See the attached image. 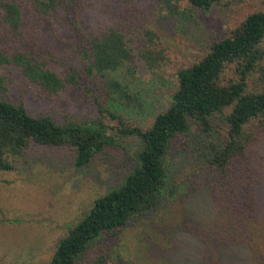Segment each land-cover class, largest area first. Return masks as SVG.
<instances>
[{"label":"rangeland","instance_id":"1","mask_svg":"<svg viewBox=\"0 0 264 264\" xmlns=\"http://www.w3.org/2000/svg\"><path fill=\"white\" fill-rule=\"evenodd\" d=\"M18 1L23 9L20 33L0 25V51L33 50L60 76L75 68L79 80L48 98L19 67L0 64L6 85L0 87V98L22 102L31 114L50 115L59 123L103 115L113 132L118 122L100 113V107L114 104L128 122L150 126L168 108L178 70L199 61L249 14L264 11V0H220L209 11L185 1L173 15L160 0H79L70 10L43 16L33 10L31 0ZM111 26L125 35L133 57L116 71L88 76L80 54L88 48L83 34ZM146 46L164 52L158 69L141 56ZM112 75L129 84L141 106L120 107L108 100L104 81ZM226 77L234 78L232 67ZM262 87L258 74L249 79V91ZM224 117L213 119L210 133L193 120L190 130L175 138L167 165V200L106 236L87 262L105 255L107 264H264V122L256 120L250 127L254 140L247 157L221 171L207 154L224 142ZM138 142L129 137L127 149L107 147L82 168L74 165L75 152L67 145H32L13 170L0 172V264L49 261L69 228L134 166Z\"/></svg>","mask_w":264,"mask_h":264},{"label":"trees","instance_id":"2","mask_svg":"<svg viewBox=\"0 0 264 264\" xmlns=\"http://www.w3.org/2000/svg\"><path fill=\"white\" fill-rule=\"evenodd\" d=\"M79 0H31L33 10L43 16L67 11ZM209 11L220 0H160L169 15L180 11L181 3ZM0 25L20 33L23 23L22 4L18 0H1ZM88 48L80 49L88 76L113 72L132 59L125 35L115 26L90 36L83 34ZM33 50L0 51V64L19 67L28 80L41 87L50 98L68 85L78 84L79 72L73 67L60 76L36 58ZM152 69H158L165 59L162 50L146 46L141 52ZM232 67L234 78L226 77ZM130 72L131 69L127 67ZM258 74L263 87L248 90L249 79ZM177 87L167 109L159 112L150 126L143 128L128 122L111 104L105 113L116 120V131L100 116L92 121L66 120L59 123L50 115H33L22 102L13 103L0 98V172L11 171L18 159L32 145L69 146L74 152V165L87 166L107 147L126 148L127 139L138 137L134 151L135 164L121 183L97 198L87 211L62 237L47 262L34 264H107L105 255L88 262L90 251L106 236H114L130 221L157 210L168 198V158L175 138L190 130L196 121L202 131L210 133L213 119L224 115L228 124L226 137L220 147L214 146L207 160L226 171L236 158L247 157L254 140L250 127L255 121L264 122V11L249 14L226 37L215 40L207 54L192 66L177 72ZM5 78H0L1 89ZM104 89L109 101L120 107L141 106V98L128 83L116 76L107 77ZM231 108L229 113L226 109ZM87 262V263H86Z\"/></svg>","mask_w":264,"mask_h":264}]
</instances>
